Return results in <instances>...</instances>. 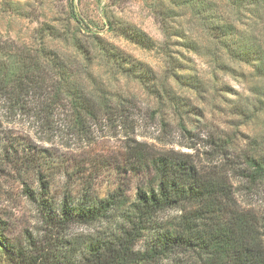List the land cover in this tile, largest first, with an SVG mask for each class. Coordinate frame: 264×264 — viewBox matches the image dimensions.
<instances>
[{"label":"rangeland","instance_id":"374dc122","mask_svg":"<svg viewBox=\"0 0 264 264\" xmlns=\"http://www.w3.org/2000/svg\"><path fill=\"white\" fill-rule=\"evenodd\" d=\"M230 2L0 0V42L79 66L83 73L77 79L89 89L94 82L126 104L123 116L96 113L95 119L82 117L80 124L65 97L45 112L33 108L32 100L28 112L11 110L0 100V217L12 241L26 242L29 236L42 241L50 234L31 191L42 196L43 185L48 186L43 197L56 207L66 195L80 200L86 194L99 201L121 193L133 200L139 188L154 180L147 163L168 153L202 170L215 167L231 185L230 206L264 213V202L252 198L234 165L218 155L224 148L239 163V155L264 154L260 61L233 58L209 34L228 21L243 31L250 24V11L242 9L239 16ZM254 2L247 6L257 15L253 51H261L264 61V0ZM137 29L149 39L141 42ZM104 44L130 63L119 67L102 51ZM135 66L139 74L130 71ZM191 207L165 210L157 218L166 228H176ZM122 211L90 225L73 223L61 233L80 248L108 240L118 230ZM151 236L145 234L136 249L145 250ZM198 257L179 250L153 264H206Z\"/></svg>","mask_w":264,"mask_h":264},{"label":"trees","instance_id":"16d2710c","mask_svg":"<svg viewBox=\"0 0 264 264\" xmlns=\"http://www.w3.org/2000/svg\"><path fill=\"white\" fill-rule=\"evenodd\" d=\"M254 1L230 2L239 16L242 9L250 11L246 30L236 29L237 25L228 21V25L212 27L209 34L222 41L233 58L260 61L258 70L264 76L261 51H253L256 35L252 24L257 15L252 12V6L247 7ZM135 31L141 42L149 39L144 33L143 38L140 30ZM16 49L0 42V100H5L11 110L28 112L32 100L33 108L45 112L58 107L65 97L80 124L82 117L95 119L96 113L115 117L126 114V104L121 98L109 97L94 82L89 89L77 79L83 73L79 66H63L53 56L43 59L31 50ZM101 49L119 67L124 66L122 62L130 63L124 54L105 44ZM82 51L87 55L88 48ZM137 68L129 70L139 74ZM146 74L139 76L144 83H147L143 76ZM48 92L53 93L46 95ZM218 155L234 165L252 198L264 202V154L239 155L242 158L239 163H233L224 148L220 147ZM147 164L154 172V180L146 188H139L133 200L121 193L99 201L86 194L80 200L66 195L56 207L43 197L49 192L48 186L43 185L42 196L31 191V197L40 204L44 219L50 225V234L42 241L29 236L26 242L16 243L6 235L7 222L0 217V257L3 258L0 264H153L179 250L198 254L206 264H264V213L230 206L231 185L218 174L219 170L215 167L202 170L197 163L173 153L155 156ZM187 203L192 207L185 210L176 228L174 225L166 228L157 218L165 210ZM122 209L121 220L116 221L118 230L108 240H94L80 248L76 241L63 235L73 223L94 224L112 218ZM147 233L152 236L145 250L136 249Z\"/></svg>","mask_w":264,"mask_h":264}]
</instances>
